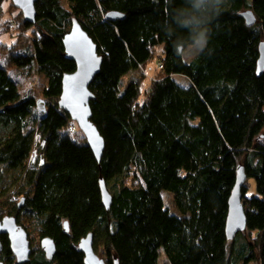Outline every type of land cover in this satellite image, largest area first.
<instances>
[{
	"label": "trees",
	"instance_id": "1",
	"mask_svg": "<svg viewBox=\"0 0 264 264\" xmlns=\"http://www.w3.org/2000/svg\"><path fill=\"white\" fill-rule=\"evenodd\" d=\"M183 4L36 0L35 23L16 14L21 34L13 44L0 41V219L15 216L29 236L56 242L51 259L39 242L26 264H86L78 243L89 233L106 264H159L161 250L163 264H264V71L257 74L264 0H220L208 14L207 45L191 61L175 48L178 39L188 41L187 29L165 27ZM250 10L257 19L251 26L243 16ZM109 11L125 17L111 21ZM73 19L103 59L89 87L91 121L105 140L101 161L58 105L62 78L76 68L63 38ZM154 52L163 68L142 104L141 82L121 91L120 79ZM240 167L255 178L257 194L247 195L246 179V228L229 238L228 203ZM0 240L4 261L18 264L7 235Z\"/></svg>",
	"mask_w": 264,
	"mask_h": 264
},
{
	"label": "water",
	"instance_id": "2",
	"mask_svg": "<svg viewBox=\"0 0 264 264\" xmlns=\"http://www.w3.org/2000/svg\"><path fill=\"white\" fill-rule=\"evenodd\" d=\"M36 0H12L15 7L22 12L27 22H36ZM107 18L111 21L117 18H124L125 15L120 12L109 11ZM247 24L251 26L256 22L255 15L252 10L243 13ZM64 50L67 59L76 62L75 72L65 73L62 78V92L58 105L77 123L78 127L83 131L87 142L93 149L95 157L101 161L104 151L105 140L100 130L91 121L92 111L90 100L94 98V94L90 90L92 80L100 72L103 59L98 53V48L87 31L80 25L77 19H73L71 29L64 35ZM260 56L257 61V74L262 75L264 71V41L259 46ZM44 164L43 161H41ZM237 179L234 189L229 197L228 216L226 232L229 238H233L238 231L245 230V209L242 198V185L247 179L243 172V168L237 171ZM101 182V193L103 204L107 209L111 207L112 196L108 192L106 182L103 178ZM24 201L21 202L23 204ZM64 228L69 231L68 221L64 222ZM4 234L8 235L11 252L15 255L18 264H26L31 257L32 247L29 238V232L21 224L15 216L5 215L0 219V237ZM93 234L89 233L83 236L78 243L79 250L84 252V261L86 264H106V260L101 258L94 249ZM40 246L45 252L46 258L51 259L56 253V242L51 238L43 237L40 239ZM3 243L0 240V251ZM116 264H118L116 262Z\"/></svg>",
	"mask_w": 264,
	"mask_h": 264
},
{
	"label": "rangeland",
	"instance_id": "3",
	"mask_svg": "<svg viewBox=\"0 0 264 264\" xmlns=\"http://www.w3.org/2000/svg\"><path fill=\"white\" fill-rule=\"evenodd\" d=\"M10 2L12 4V0H5V2H4L5 12L3 14V17L0 18L1 19V21H0V41L3 44L15 43L17 38L19 37V35L22 32L21 29H19L17 27L16 18H15L16 14L21 10L18 7L16 10L15 9L9 10L8 5L10 4ZM21 14L23 16L22 11H21ZM14 22L16 23L15 24L16 26H14ZM7 27L9 29H7ZM188 48L185 50V54L183 55L185 61H191L194 57H196V54L199 52V51L189 52ZM160 55H161V52H154V55H152V58L144 66H142L141 69H132V70H130V72L124 74L120 79L121 80L120 86H119L120 90L123 91L132 80H139L141 82V94L139 96L138 102L143 104V102L149 96L150 88L152 87L153 83L159 77L160 68L158 66V63H159V60L161 59ZM35 73H36V71H35ZM35 76L37 78H35L34 84H36V83L38 84L40 79H38L37 73L35 74ZM174 78H176V80L180 84H182L183 86H187L189 84V79L185 78L183 75L175 74ZM37 84H36V86L34 85L35 86L34 89L38 95L37 100H38V102H40L41 105H43V97H41L42 95L38 94ZM36 151H37L38 155L40 156L41 153L38 151V148L36 149ZM246 186L248 187L247 195L254 196L257 194V186H256V182H255L254 177H248V179L246 181ZM163 197H164V200L166 201L167 205L169 206V208L173 212L179 213L177 211L175 205H174V202L172 201V194L164 191ZM8 215H10V214H8ZM29 237H30V241H31V247L34 248L40 242V239L38 238V236H35V235H31ZM239 239H240V237H238V239H236V241H235L236 244H238ZM159 257H160L159 258V264H163L165 261V257H164V253L162 250L160 252ZM239 264H243V263H239ZM248 264H258V263L254 260H251Z\"/></svg>",
	"mask_w": 264,
	"mask_h": 264
},
{
	"label": "clouds",
	"instance_id": "4",
	"mask_svg": "<svg viewBox=\"0 0 264 264\" xmlns=\"http://www.w3.org/2000/svg\"><path fill=\"white\" fill-rule=\"evenodd\" d=\"M220 0H184V4L172 11L169 19L165 21L166 30L176 28L187 29L188 41L178 39L175 43L179 55L185 54L186 45L190 42L189 52L202 51L208 42L207 27L209 12L216 9Z\"/></svg>",
	"mask_w": 264,
	"mask_h": 264
},
{
	"label": "flooded vegetation",
	"instance_id": "5",
	"mask_svg": "<svg viewBox=\"0 0 264 264\" xmlns=\"http://www.w3.org/2000/svg\"><path fill=\"white\" fill-rule=\"evenodd\" d=\"M4 235H7V234H4ZM3 236V235H2ZM7 237H8V235H7ZM1 238V237H0ZM11 251V250H10ZM3 252H4V245H3V248H2V250L0 251V264H9V261H4V256H2V254H3ZM14 257H15V255H14ZM14 262H17V259H16V257H15V260H14Z\"/></svg>",
	"mask_w": 264,
	"mask_h": 264
},
{
	"label": "built area",
	"instance_id": "6",
	"mask_svg": "<svg viewBox=\"0 0 264 264\" xmlns=\"http://www.w3.org/2000/svg\"><path fill=\"white\" fill-rule=\"evenodd\" d=\"M158 66H159L160 69H162V68H163V64H162V62H159V63H158Z\"/></svg>",
	"mask_w": 264,
	"mask_h": 264
}]
</instances>
